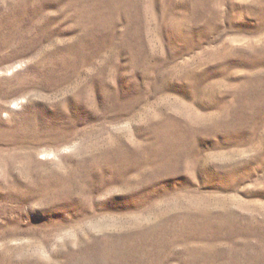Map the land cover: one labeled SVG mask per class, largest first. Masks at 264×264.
Listing matches in <instances>:
<instances>
[{"label": "rangeland", "instance_id": "obj_1", "mask_svg": "<svg viewBox=\"0 0 264 264\" xmlns=\"http://www.w3.org/2000/svg\"><path fill=\"white\" fill-rule=\"evenodd\" d=\"M0 264H264V0H0Z\"/></svg>", "mask_w": 264, "mask_h": 264}]
</instances>
